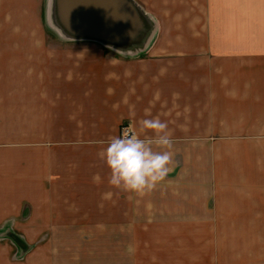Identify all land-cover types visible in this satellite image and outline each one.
<instances>
[{
  "label": "crops",
  "instance_id": "0c3cea01",
  "mask_svg": "<svg viewBox=\"0 0 264 264\" xmlns=\"http://www.w3.org/2000/svg\"><path fill=\"white\" fill-rule=\"evenodd\" d=\"M221 2L195 0L201 20ZM227 2L236 30L183 32V44L155 42L146 56L65 45L52 31L28 32L36 36L23 45L0 41V264H95V241L58 210L153 200L158 182L143 192L108 182L102 153L125 121L145 137L156 133L141 129L142 118L166 121L170 151L217 150L214 136L264 134L256 33L241 29L240 2ZM179 211L166 238L118 241L134 264H264V210ZM31 224L41 231L33 240ZM67 230L75 235L52 237Z\"/></svg>",
  "mask_w": 264,
  "mask_h": 264
},
{
  "label": "rangeland",
  "instance_id": "374dc122",
  "mask_svg": "<svg viewBox=\"0 0 264 264\" xmlns=\"http://www.w3.org/2000/svg\"><path fill=\"white\" fill-rule=\"evenodd\" d=\"M134 1L145 15L153 18V35L147 40L143 52L126 55L130 58L146 56L155 42L183 44L186 40L183 32L199 29L236 30V23L233 22L235 9L234 16L226 13L227 0H219L225 5L216 9V16H205L202 20L200 16L204 15L205 8L195 0ZM51 2L0 0V41L23 45L24 37L36 36L28 32L57 31L50 19ZM237 2H240L241 29L256 33L255 78L261 86L257 89L263 90L264 0H233V3ZM64 41L65 45L100 44L90 40ZM226 43L230 42L225 40ZM213 140L218 141L219 149L171 151L173 158L169 171L158 182L153 200L139 202L129 199L128 210H58L64 219L70 217L73 224H80L78 228L85 229L80 238L95 241V264H108V261L110 264H134L131 252L126 255L125 248L118 241L127 240L130 245L136 237L145 242L168 237V224H179L183 219V211L179 210H264V134H224L214 136ZM39 211L33 210V221L40 217ZM91 225L96 227L92 228ZM38 226L31 224L32 240L35 234L41 233ZM72 233L75 235L70 230L56 231L52 237L72 238ZM128 248L130 250V246Z\"/></svg>",
  "mask_w": 264,
  "mask_h": 264
},
{
  "label": "water",
  "instance_id": "95a60500",
  "mask_svg": "<svg viewBox=\"0 0 264 264\" xmlns=\"http://www.w3.org/2000/svg\"><path fill=\"white\" fill-rule=\"evenodd\" d=\"M51 1L54 32L63 39L95 41L123 55H138L153 35V18L134 0Z\"/></svg>",
  "mask_w": 264,
  "mask_h": 264
},
{
  "label": "clouds",
  "instance_id": "9594fccd",
  "mask_svg": "<svg viewBox=\"0 0 264 264\" xmlns=\"http://www.w3.org/2000/svg\"><path fill=\"white\" fill-rule=\"evenodd\" d=\"M140 126L142 130L153 129L156 135L141 136L129 126L120 135L110 137L102 153L110 169L108 182L136 192L155 187L168 173L173 158L170 151L172 139L167 132L166 121L145 116L140 120Z\"/></svg>",
  "mask_w": 264,
  "mask_h": 264
},
{
  "label": "built area",
  "instance_id": "2783aa9c",
  "mask_svg": "<svg viewBox=\"0 0 264 264\" xmlns=\"http://www.w3.org/2000/svg\"><path fill=\"white\" fill-rule=\"evenodd\" d=\"M129 126H132L133 127L131 121H125V122H123L121 124V127H120V134H121L122 131L128 130Z\"/></svg>",
  "mask_w": 264,
  "mask_h": 264
}]
</instances>
